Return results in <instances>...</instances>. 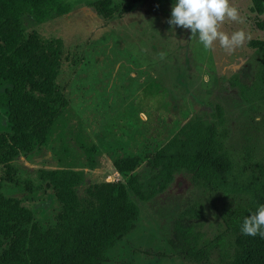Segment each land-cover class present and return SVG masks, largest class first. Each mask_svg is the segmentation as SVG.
<instances>
[{
  "label": "rangeland",
  "instance_id": "1",
  "mask_svg": "<svg viewBox=\"0 0 264 264\" xmlns=\"http://www.w3.org/2000/svg\"><path fill=\"white\" fill-rule=\"evenodd\" d=\"M98 1L62 0L70 11L50 15L39 24L21 17L28 33L60 39L64 60L72 54L83 59L76 72L68 61L63 62L58 77L59 85L68 87L70 106L80 123L69 126L62 141L55 135L48 148L16 163L21 179L35 181L38 170L63 169L82 172L86 183H102L107 175L118 174L115 159L135 155H140V170L144 154L158 149L189 120L215 121L216 106L223 115L219 128L223 149L234 172L264 164V91L256 84L258 57L247 47L250 41L264 40V28L258 27L264 16L252 15L248 0H229L242 22L225 19L218 25L226 35L245 34L243 44L231 51L218 40L205 50L189 30L170 26L172 0H110V19L97 14L93 5ZM235 82L250 87L247 101L233 86ZM2 85L0 94L7 84ZM78 129L85 145L98 150L92 169L87 168V155L72 134ZM7 130L0 108V133ZM182 175L176 174L164 195L153 202L131 198L138 220L106 253L103 264H191L167 245L174 216L189 204L199 205L202 218L197 222L206 238L224 231L218 217L223 196L190 187ZM2 192L18 198L27 194L7 184ZM32 199L28 205L37 218L51 220L55 205L50 195L36 194Z\"/></svg>",
  "mask_w": 264,
  "mask_h": 264
},
{
  "label": "trees",
  "instance_id": "2",
  "mask_svg": "<svg viewBox=\"0 0 264 264\" xmlns=\"http://www.w3.org/2000/svg\"><path fill=\"white\" fill-rule=\"evenodd\" d=\"M248 1L252 15L264 16L262 0ZM110 5V0H101L93 7L110 19ZM69 11L62 0H0V87L7 84L0 94V108L8 124V130L0 133V264H103L106 253L138 220L131 198L140 203L155 201L179 173L190 187L223 196L218 217L224 231L206 238L197 222L202 211L197 203L189 204L172 220L167 240L172 253L191 264H264V238L240 232L243 219L264 204V164L234 172L223 149L219 132L223 115L218 106L215 121L189 120L158 149L144 154L142 169L140 155L115 159L114 170L122 179L116 184L86 183L82 172L63 169L38 170L35 181L19 177L16 163L48 148L55 135L62 141L67 128L79 122L67 85L58 83L62 63L68 61L62 41L28 33L21 17L39 24L50 15L64 16ZM258 27L263 29L264 23ZM247 47L258 57L256 84L264 91V40L250 41ZM82 60L72 54L68 62L73 72ZM233 86L247 101L250 87L239 82ZM79 131L72 134L77 135L87 168L92 169L98 150L86 146ZM4 184L27 194L6 196ZM36 194L50 195L55 205L51 220H39L28 205Z\"/></svg>",
  "mask_w": 264,
  "mask_h": 264
},
{
  "label": "clouds",
  "instance_id": "3",
  "mask_svg": "<svg viewBox=\"0 0 264 264\" xmlns=\"http://www.w3.org/2000/svg\"><path fill=\"white\" fill-rule=\"evenodd\" d=\"M225 19L242 22L229 0H172L168 24L189 30L191 35L197 36L205 50H211L218 40L221 47L231 51L243 44L245 34L236 31L229 36L220 32L218 25ZM240 232L242 235L264 238V204L258 205L254 213L243 219Z\"/></svg>",
  "mask_w": 264,
  "mask_h": 264
},
{
  "label": "built area",
  "instance_id": "4",
  "mask_svg": "<svg viewBox=\"0 0 264 264\" xmlns=\"http://www.w3.org/2000/svg\"><path fill=\"white\" fill-rule=\"evenodd\" d=\"M120 179L121 177L119 176V174L107 175L105 178V182L116 184L121 181Z\"/></svg>",
  "mask_w": 264,
  "mask_h": 264
}]
</instances>
